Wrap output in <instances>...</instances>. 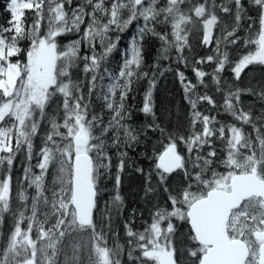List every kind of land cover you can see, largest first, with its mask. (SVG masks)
Here are the masks:
<instances>
[{"label": "snow or ice", "instance_id": "1", "mask_svg": "<svg viewBox=\"0 0 264 264\" xmlns=\"http://www.w3.org/2000/svg\"><path fill=\"white\" fill-rule=\"evenodd\" d=\"M72 2L47 0L55 18H50L47 26L42 27L44 22L36 21L35 15L31 26L26 23V10L34 12L41 8L40 0H6L10 20L8 26H0V264H80L81 252L87 243L83 234L96 231L98 195L92 199H86L84 195L86 186L95 187L91 176L90 144L96 137L92 128L84 123L85 116L78 114L79 102L75 105L76 113L68 111L72 105L68 97L74 96V92L69 91L73 83L71 72L81 61L84 62V74L95 71L96 66L118 49L120 38L113 41L109 33L114 29L121 33L128 31L133 24L136 25V38L142 41L144 36L151 34L160 41L155 67L160 66L158 58L175 64L176 79L190 109L189 125L196 135L180 134L176 139L158 122L141 128L144 135L159 132L165 140L155 164L164 203H154L147 218L141 214L139 228L134 223L135 214L127 218L124 221L126 245L120 243L118 232L114 236L117 251L107 247L105 238L104 247H93L89 257L91 264H123L125 254L129 264H165L166 261L178 264L176 240L183 226H187L188 239L197 246L210 242L214 235L208 230L205 216L218 193H224L232 201L248 200L245 207L258 212L259 225H264V191H261L264 189V175L260 172L264 168V129L261 128V122H264V79L253 78L244 87L239 83L249 68L259 70L264 76V0H228L227 3L226 0H138L147 6L142 13L144 24L132 17L123 27L114 19H105L109 6L113 9L112 17L116 16L115 5H108L107 0H81L75 8H69ZM246 5L260 10L257 22L252 23L251 28L243 24ZM99 9L103 12L97 16L96 10ZM220 13L232 18L231 25ZM194 21L202 22L197 30L195 48L192 29L188 27H196ZM97 22L102 27H97ZM149 22L151 27L146 28ZM157 24L163 30H159ZM214 28L219 30L218 35L214 34ZM67 34H75L77 38L61 47L58 38ZM22 41L28 44L26 52L21 47ZM197 48L206 51L201 54ZM82 49H87L83 56L80 54ZM127 52L130 58L124 60L123 69H128L127 75L132 77L135 75L131 70L133 66L136 69L143 66L142 43L131 40ZM60 61L66 65L60 76L67 82L57 91L55 70ZM89 61L93 66L91 69ZM172 64L165 71H171ZM180 65L184 69L190 68L193 76L189 78ZM123 69L120 77L125 75ZM225 72L232 74L235 84L224 77ZM144 78L147 79V74ZM210 87L223 94L221 105L208 91ZM154 92V86L145 90L140 105L142 114L155 113ZM193 93L198 100L193 98ZM54 96L60 103L50 114L48 106ZM119 96L123 106L125 94L121 92ZM244 96L254 97V101L249 103L247 111L237 115L234 107L243 105ZM257 103L261 107L253 116ZM202 104L209 106L210 110L219 107L218 114L229 115L236 123H225L217 116L206 114L201 110ZM112 107L109 103L108 108ZM128 107L134 109L133 105ZM117 115L121 114L118 112ZM130 116L131 112L127 118ZM17 122L19 127H13ZM243 126L249 129L247 133L243 132ZM107 131L105 129V134ZM124 131L132 141H139L140 132L133 134L128 126H124ZM38 137L40 144L37 146L35 140ZM246 138L250 147L242 145ZM180 143H183L186 155L180 152ZM197 143L200 145L198 149L194 147ZM238 145L245 148L243 153ZM21 151L27 161L20 177L23 184L20 185L18 202L22 206L13 211L12 168ZM33 159L36 160L34 165ZM193 159V163L185 162ZM5 165L8 166L7 175H3ZM139 171L143 174V169ZM180 171L183 173L181 184L174 191L169 181L173 173ZM152 179L153 173L149 170L146 196L152 191ZM201 180L203 186L199 183ZM25 184L27 192L23 190ZM202 187L212 191L202 190L197 194ZM185 189L192 193V199L182 202ZM250 197H256V200H250ZM116 199L120 201L122 198L117 196ZM6 215L11 216L12 222L5 235ZM108 219L110 224V214ZM218 224L223 232L222 216H218ZM195 225H199L198 230ZM236 226L241 235L249 227L240 224L238 218L233 230ZM100 235H103L102 230ZM196 235H199L198 240L193 239ZM249 251V242H241L236 264H248ZM117 252L119 258L114 262ZM189 255L198 260L200 253L191 250Z\"/></svg>", "mask_w": 264, "mask_h": 264}, {"label": "trees", "instance_id": "2", "mask_svg": "<svg viewBox=\"0 0 264 264\" xmlns=\"http://www.w3.org/2000/svg\"><path fill=\"white\" fill-rule=\"evenodd\" d=\"M80 2L81 0H73L71 6L68 7L75 8ZM97 2H99V0H97ZM107 3L108 5H114L115 0H107ZM43 7L46 8L47 4L44 3ZM111 8L112 7L109 6L107 9V16L105 17L106 20L112 19V17L110 16ZM250 8L252 10H250ZM96 11L97 16H100L103 12V9H99ZM239 11L243 12L242 9H240ZM251 11L255 13L253 14ZM28 12L29 13L26 12V23L29 26H31L32 18L34 15L36 21L44 22L43 25H41L44 26L46 21L44 11L40 9L39 16L36 13V10H34V12ZM258 15L259 12L257 10L255 11L254 8L247 7V12L244 14L243 18V24H246V27L251 28L252 23H255V21L257 22ZM220 16H223V13H220ZM9 20L10 13L6 10V0H0V26H8ZM231 20L232 18L230 19V22ZM194 23L196 27H193L194 30L192 29L191 39L193 45L196 46V41L198 39L197 30L200 23L202 22L195 21ZM148 27H151V22H149ZM157 28L159 30H163L160 29L159 24H157ZM129 30L116 34L117 37L120 38L119 46L123 49L118 46L116 52L106 58L105 61L100 63L99 68L94 71V78L90 77L89 80H86L84 76H79L78 71V76L76 77V79L80 78L79 85L82 89L81 94L80 96L76 95L75 97H68V99L72 100L74 104L79 102L81 104V107L83 106V104L86 106L87 111H85V119L90 122L92 131L95 133L98 139L97 142L100 143L101 152H103L102 154L104 155V158L108 163V170H99L97 176L98 182L96 185V196L98 195V203L105 200L107 196L115 198V203L118 205V209L116 211L114 225L118 228L124 227V221L133 214H135L136 216V221L134 222L135 226L139 228L141 214H143L144 218H147L149 214L148 210L154 203L158 201L161 204L164 203V199L162 198L164 194L163 188L158 184L155 164L156 156L161 151H163V143L165 142V140L164 138L160 137L159 132H150L148 133V135H144L142 132H140L141 128L152 126L153 124L158 122L159 125L166 127L168 129V132L172 133L173 137L176 139H179L180 134L188 136L189 132L191 131L188 119V117L190 116L188 115L190 113V109L187 102H185L184 100L181 85L176 79L175 64H172V61H169L167 59L158 58L160 66H154L157 52L161 47L160 41L158 39L149 34L144 36L142 41L140 40L139 43H142V55L144 57V61L143 66L139 69H136L134 66L131 69L135 73V75H133L132 77H128V69H123L124 53L127 50L129 41L128 39L130 38L132 33V29ZM243 34L244 33H242V35ZM76 38L77 36L75 34H67L58 38V40L59 43L61 42L62 44L63 42L67 43ZM21 47H23L26 52V49L28 47L27 42L22 41ZM199 49V51L206 50L201 48ZM86 52L87 50L85 51V53ZM233 55H235V50L233 52ZM14 59L15 58H13V60ZM20 59L23 60L25 59V57H20ZM169 64H172V70L165 71ZM180 67L181 69L185 70L189 78L193 76L190 68L184 69L183 65H180ZM100 69H103L104 75H98ZM122 69L125 71V75L123 77H120L119 73ZM246 71L248 72V76H244L245 78L239 82L242 85L241 87L246 86L248 84L247 82L250 81L249 77L252 70L249 68ZM144 74H147V79L144 78ZM97 75L100 78L97 79ZM229 75L232 76V74ZM262 79H264V76H262ZM150 81H152L151 84ZM235 83V81H232V84ZM153 86L155 88V113L142 114L140 111L142 97L145 93V90ZM87 87L88 89H90L88 94H86L85 92V88ZM201 91H203V89H201ZM121 92L125 94L123 106L121 104V98L119 96V93ZM192 95L194 99H199L195 95V93H193ZM248 99L251 100L254 99V97L252 98L251 96H248L245 100ZM222 100H218L217 104L221 105L223 103ZM250 100L247 101L248 105L246 104L248 108H250L249 103L253 101ZM109 103H111L113 106L111 109L108 108ZM129 105H133L134 109H130L128 107ZM257 105L258 103L256 104V107ZM211 111L212 115L217 116V119H219L220 121L228 123V121L231 119L230 122L233 121L236 123V121L233 120L231 116L223 113L218 114L220 111L219 107L216 109H211ZM118 112L121 115H117ZM129 112H131V116L130 118H127ZM205 113L210 114V112ZM110 118L112 119L110 120ZM199 119L202 121V117H200ZM124 126H128L129 130L132 131L133 134L140 132L138 142L132 141L131 137L128 136L127 132L124 131ZM105 129H108L107 134H105ZM117 129L119 130V132L116 131ZM201 138H204L203 135L201 136ZM213 140H215V138H213ZM216 143L219 144L220 142L216 141ZM125 145H127V148L125 147ZM194 147L198 149L200 145L197 143L196 145H194ZM179 149L181 153H184L186 155L183 143L179 144ZM125 152L127 153L126 156ZM109 157H111V159H109ZM185 162L193 163L194 159L188 162L186 160ZM139 169H143V174H141ZM149 170H152L153 173V179L151 182L152 191L146 196L145 189L149 187L147 183ZM182 177V171L174 175L172 174L169 183L174 191L180 186ZM199 183L202 186L204 185L203 180H201ZM207 190L211 189L203 188V191ZM185 191L186 197L190 201L192 199V194L190 195V192H188L187 189H185L184 192ZM117 196H120L122 199L120 201H117ZM182 228H187V226L185 225ZM182 233L184 234L185 232L182 231ZM114 236L115 234H113V237ZM181 240L182 242L184 241L182 238ZM188 251L189 250L187 248H184L182 243L180 244V247H178L177 256L181 258L184 264H196L197 260L189 257ZM195 251L201 253L200 248L196 247ZM114 260L115 259H113V261ZM125 264H129V262Z\"/></svg>", "mask_w": 264, "mask_h": 264}, {"label": "rangeland", "instance_id": "3", "mask_svg": "<svg viewBox=\"0 0 264 264\" xmlns=\"http://www.w3.org/2000/svg\"><path fill=\"white\" fill-rule=\"evenodd\" d=\"M40 2L42 3V5L44 3L47 4V7L44 8L42 6L41 8L35 9V10H36V13L38 14V16L40 15V9L42 11H44V16L46 18L44 26H47V21L50 18L54 19L55 18V13L51 12L49 10V5L47 3V0H40ZM114 5H115L116 16L114 18L112 17L113 9L111 8V11H110L111 12L110 16L112 17L111 20L114 19L115 23L118 24L120 27H123L124 23L129 18H132V17H136L137 18V22L140 23L141 25L144 24L142 13L145 12V9L147 7L145 4H143V5L139 6V7H136L133 0H115ZM185 7H188V6L185 5ZM28 11H30V10H26L27 13H29ZM209 15H211V10H209ZM221 17L224 18V19L228 18V17H223V16H221ZM197 22H199V21H197ZM98 23L99 22H97V27H102V25H100ZM229 23H230V21H229ZM44 26H42V27H44ZM147 27H148V25L146 26V28ZM188 27L193 29L192 25H189ZM130 29H132V33H131L132 35L129 38L127 50L130 47V41L131 40L137 39V43L138 44L140 42V39L136 38V25L133 24ZM217 32L219 33V30ZM117 33H121V32L116 31L114 29L113 31H111L109 33V35H110V37H111V39L113 41L117 38V35H116ZM106 43H107V41H106ZM63 45H60V46L62 47ZM193 47L195 48L196 46L193 45ZM86 50L87 49H82L81 50V53H80L81 56H83L85 54ZM127 50L124 53V60L127 59V58H130L129 53L127 52ZM196 50L199 52L200 49L197 48ZM203 52H204V50L200 51L201 54H203ZM15 59H17V58H15ZM83 67H84V62L81 61L80 65L78 67L72 68L71 79H72L73 83L70 85L69 91L74 92V96L73 97H75L76 95L80 96L81 91H82V89L80 88V85H79L80 78L76 79V77L78 76V71H79V76H84L86 80H89L90 77L94 78V75H95L94 71L90 70L89 73L84 74L83 71H82ZM89 67H90V69L93 67L91 65L90 61H89ZM65 68H66V65L64 64V61H60L58 66H57V68H56V70H55L56 71V75H57V79H58L57 91H58L59 87H61L64 83L67 82V80L64 77L60 76L61 71L63 69H65ZM98 68H99V66H96L95 67V71ZM250 69L252 70V72H251V75L249 77V80H252L253 78L255 80H262V75H261L259 70H255L254 71L252 68H250ZM248 71H250V70H248ZM99 74L104 75L103 69L99 70L98 75ZM229 74H231V73L229 72V73L224 74V77L227 80H229L230 83H232V81H233L232 80V76L229 75ZM246 76H248V74L245 75V77ZM98 78H100V77L98 76L97 79ZM247 83H249V81ZM89 91H90V89H88V87L85 88L86 94H88ZM208 91L210 92V94L215 96V99H216V97H219V98L223 99V94L222 93L218 94L215 91V89L210 87ZM58 95H62V94L58 93ZM247 97L248 96H244V97H242V99H246ZM245 101L246 102H244V105L247 103V100H245ZM222 102H223V100H222ZM59 103H60V100L57 98V96H54L52 98V101L50 102V104L48 106V112L50 114L53 113L56 110L57 105ZM75 105L76 104H74L72 102V105L70 106L68 111L76 113L77 110L75 108ZM208 107L209 106L202 105L201 106V110L206 112L207 109H209ZM85 111H87L86 110V106L83 104V106L80 107L78 114L85 116ZM84 123L86 125L90 126V122H88L86 119H85ZM232 123L235 124V122H233V121H232ZM241 125H242V123H241ZM12 126L18 128L19 127L18 122L15 125H12ZM43 130L44 129L42 128L41 131H43ZM242 130H243L244 133H247L249 131V129L247 127H245V126L242 127ZM92 134H93L94 137H96V135H95V133L93 131H92ZM189 134H192L193 136L196 135V133H192V131H190ZM213 138H215V137H213ZM97 140L98 139L96 137L90 144L91 154H92V157H93V160H94V170H95L94 173H95V176H96L95 177V183L96 184L98 182L97 175L99 173V170L101 168H103L105 170H108V163L106 162V160L104 158V155L101 152L100 143H98ZM35 143H36L37 146L40 144L39 137L36 138ZM240 149H239L240 153H243L242 150H240ZM15 161H16L15 163H18L19 165H23L22 172L24 173V165L27 163V161L25 160V155H24L23 151L20 152V155L18 156V158ZM35 163H36V160L33 159L32 160V164L34 165ZM6 169L7 168L5 167V170ZM262 171H264V168H262ZM13 179L14 180L12 181L11 207H12V210L15 211L18 207L22 206L18 202V196H19V192H20V185L23 184V180L20 179V178L18 179L16 177H13ZM48 179L51 180V176H49ZM23 190L25 192L28 191V188H27L26 184L24 185V189ZM202 190H203V187L201 189H198L197 193L199 191H202ZM191 194L192 193H190V195ZM185 200L188 201L187 198H185ZM28 203L31 204V201H29ZM257 203H258V201H257ZM106 205H107V211H105V206ZM245 205L239 211L234 213V215H233V217H232V219L230 221V224H229V235H230V237H232L234 239H240L242 241L249 242L251 255H250V261H248V264H257V246H258V242L254 239V233L255 232H259V233L260 232H264V231L261 230V229H264V225H259V220H260L259 213L258 212H253L251 210V208H246ZM117 209H118V205L115 203V198L114 197L108 196V197H106L105 200H103V203H102V201H101V203H99V205H98V207L96 209V212H95V223H96V231H95V233L83 234L84 241H86L87 243H86V246L83 248V250L81 252L80 264H91V261H90L89 257L92 254V249H93L94 246H99V247H104L105 246L104 240H105L106 236H109L108 233L112 231L113 227H115V225H114L115 220L114 219L116 218ZM244 213H246V214H244ZM109 214L111 215L110 224H109V219H108ZM253 216L255 217V219L252 218ZM237 218L239 219V223L240 224H247L249 226L248 229L243 233V235L240 234L238 226H236V230H233L234 229V225H236ZM11 222H12L11 216L6 215L5 216V225H4L5 235L7 234L8 230H9ZM258 225H259V227H258ZM101 230L103 232L102 236L100 235ZM67 242L68 241L66 240L65 243L67 244ZM107 247L108 248H112L114 251H117L114 244H112L111 246H108V241H107ZM117 257H118V252H117V256L113 257V259H116ZM62 259H63V257H61V260ZM165 264H168V262L166 261Z\"/></svg>", "mask_w": 264, "mask_h": 264}, {"label": "water", "instance_id": "4", "mask_svg": "<svg viewBox=\"0 0 264 264\" xmlns=\"http://www.w3.org/2000/svg\"><path fill=\"white\" fill-rule=\"evenodd\" d=\"M134 1L136 5L141 4L138 3V0ZM91 163L93 168L91 176L94 183V164L92 157ZM261 191H264V189H261ZM84 195L86 199H92L94 196H96L95 187L86 186L84 188ZM251 198L253 197H250L249 199ZM201 199L205 198L203 197ZM244 201H232L227 196H225L224 193L217 194L214 203L207 208L205 216V221L208 225V230L214 235L212 236L210 242L199 244L208 247L206 249V252L202 255L199 264H236V254L240 251V243L243 241L240 239H230L227 235V225L232 216V212L239 209V207L243 204ZM236 205L239 206L237 207ZM218 216H222L223 218V232L220 231V225L218 224ZM195 227L197 228V230L199 229V225H195ZM194 237L195 240L199 239V235H196ZM254 238L257 241H264V233L256 232L254 234ZM258 251V264H262V261H264V244L259 246ZM248 256L249 254L247 255L246 259L248 258Z\"/></svg>", "mask_w": 264, "mask_h": 264}, {"label": "flooded vegetation", "instance_id": "5", "mask_svg": "<svg viewBox=\"0 0 264 264\" xmlns=\"http://www.w3.org/2000/svg\"><path fill=\"white\" fill-rule=\"evenodd\" d=\"M228 2V0H226V3ZM246 7H247V5H246ZM254 10L256 11H258L259 12V10L258 9H256V8H254ZM230 16L227 18V20L228 21H230ZM244 21H247V20H244ZM218 31V29H213V31H214V34H217V31ZM218 35V34H217ZM216 100V102H218V100H222V99H215ZM251 100H253L254 101V99H251ZM243 101L245 102V99H243ZM244 108H243V107ZM261 107V105H259V103H258V105H257V107L255 106V108H253V116H255V113H256V111H259V108ZM249 108L246 106V104L244 105V103H243V105H240V104H236L235 105V107H234V111L236 112V114L237 115H239L240 113H241V111H247ZM211 111V110H210ZM206 112H209V109H207V111ZM210 115H212V111L210 112ZM241 123H242V118H241ZM238 126H240V125H238ZM245 127H247V126H245ZM261 128L262 129H264V122H261ZM242 145H244V146H246V147H250L251 145L248 143V141H247V138L245 139V141H242ZM238 147V149H240V150H242V152H244L245 151V148L244 147H242V146H240V145H238L237 146ZM18 158V156L17 157H15V159H17ZM16 162V161H15ZM5 167L6 168H8V166L7 165H5ZM22 167H23V165H19L18 163H15V166L12 168V176L13 177H16V178H20L21 176H22ZM260 172H261V174L262 175H264V171H262V168L260 169ZM178 173V172H177ZM177 173H173V175L174 174H177ZM3 175H7V169L6 170H4V172H3ZM14 180V179H13ZM108 197V196H107ZM106 199V198H105ZM100 203H101V201H100ZM102 203H103V201H102ZM187 230V228H182L181 229V231H183V232H185L184 234L181 232L180 234H182V235H178V237H177V240H176V260L178 261V264H184V262L181 260V258L179 257V256H177V254H178V252H177V250H178V247H180V244H182L183 243V246H184V248H187L189 251H188V255H189V252L191 251V250H195L196 249V247H197V245L196 244H193L192 243V241H190L189 239H188V232L186 231ZM118 231V233H119V237H120V243H122V244H125L126 245V240H127V238H126V236H125V232H124V227H115V228H113L112 229V231L111 232H109L108 233V235L109 236H106V239H107V241H108V246H111L112 244H114L115 245V242H114V237H113V234H115V232H117ZM183 235H184V237H183ZM113 238V239H112ZM181 238L184 240L183 242H182V240H181ZM193 239H194V237H193ZM169 251H171V248H170V246H169ZM203 253H204V250H203ZM202 253V254H203ZM201 254V255H202ZM189 257H191L190 255H189ZM119 258V254H118V257L116 258V259H118ZM199 258H200V255H199ZM115 259V260H116ZM115 260H114V262H115ZM122 260H123V264H125V263H127V262H129L128 261V257H127V255L125 254L123 257H122ZM179 260H181V261H179ZM199 260V259H198ZM132 263H134L135 264V262H132Z\"/></svg>", "mask_w": 264, "mask_h": 264}, {"label": "bare ground", "instance_id": "6", "mask_svg": "<svg viewBox=\"0 0 264 264\" xmlns=\"http://www.w3.org/2000/svg\"><path fill=\"white\" fill-rule=\"evenodd\" d=\"M243 10V9H242ZM250 10H252L251 8H250ZM252 12V11H251ZM253 13V12H252ZM255 13V12H254ZM253 13V14H254ZM250 15V14H249ZM248 15V16H249ZM256 15V14H255ZM231 19V18H230ZM256 22V21H255ZM229 24H231V22L229 23ZM246 25V24H245ZM252 26V25H251ZM130 31V30H129ZM217 31V30H216ZM218 33V32H217ZM219 34V33H218ZM132 35V34H131ZM125 40V39H124ZM129 40V39H128ZM126 41V40H125ZM126 43V42H125ZM124 43V44H125ZM125 46V45H124ZM120 47V46H119ZM120 48H122V47H120ZM123 49V48H122ZM200 52V51H199ZM124 61V60H123ZM192 75V74H191ZM245 84V83H244ZM241 85V84H240ZM242 86V85H241ZM179 87H180V85H179ZM148 89V88H147ZM253 98V97H252ZM216 99H221V98H219V97H216ZM248 100H250V99H248ZM247 100V101H248ZM251 101V100H250ZM186 102V101H185ZM246 102V101H245ZM247 104V103H246ZM248 105V104H247ZM188 112H189V110H188ZM188 115H190V113L188 114ZM228 118H230V117H228ZM228 121V120H227ZM231 121V119L228 121V122H230ZM189 127V126H188ZM188 133V132H187ZM177 137V136H176ZM179 137V136H178ZM103 153V152H102ZM191 163V162H190ZM130 180V179H129ZM131 181V180H130ZM121 182V181H120ZM122 184V183H121ZM135 185V184H134ZM132 186V185H131ZM127 191V190H126Z\"/></svg>", "mask_w": 264, "mask_h": 264}]
</instances>
